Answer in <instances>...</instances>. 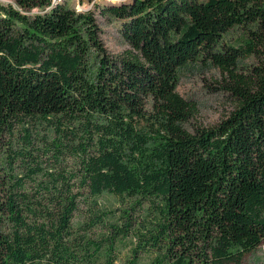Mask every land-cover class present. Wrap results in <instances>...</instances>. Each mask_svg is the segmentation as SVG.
<instances>
[{
    "label": "trees",
    "instance_id": "1",
    "mask_svg": "<svg viewBox=\"0 0 264 264\" xmlns=\"http://www.w3.org/2000/svg\"><path fill=\"white\" fill-rule=\"evenodd\" d=\"M80 3L0 0V264H243L264 243V0ZM199 60L232 111L192 133L178 75Z\"/></svg>",
    "mask_w": 264,
    "mask_h": 264
},
{
    "label": "rangeland",
    "instance_id": "2",
    "mask_svg": "<svg viewBox=\"0 0 264 264\" xmlns=\"http://www.w3.org/2000/svg\"><path fill=\"white\" fill-rule=\"evenodd\" d=\"M68 1L69 5L78 11H87L93 7L89 3L81 4L80 0ZM126 1L129 0H96V3L102 5ZM99 24L108 50L114 54L123 53L127 49V45L120 36L117 24L102 19H99ZM238 36L237 31L231 33L227 39L228 43H235ZM253 63V60L241 61V71H245ZM224 83L225 75L212 62L199 60L189 63L180 70L177 91L187 102L195 106L194 116L186 124L188 131L195 133L198 130L211 129L232 111L228 96L221 89ZM104 202L108 209L117 207V201L113 196L106 195ZM243 264H264V243L249 255Z\"/></svg>",
    "mask_w": 264,
    "mask_h": 264
}]
</instances>
